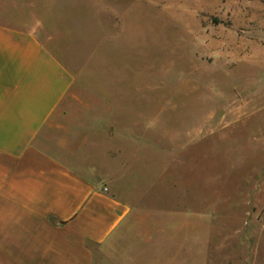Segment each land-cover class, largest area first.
Masks as SVG:
<instances>
[{"label": "rangeland", "instance_id": "374dc122", "mask_svg": "<svg viewBox=\"0 0 264 264\" xmlns=\"http://www.w3.org/2000/svg\"><path fill=\"white\" fill-rule=\"evenodd\" d=\"M1 5L2 23L45 25L68 67L129 105L147 143L115 172L135 186L116 189L156 211L136 264H264V0Z\"/></svg>", "mask_w": 264, "mask_h": 264}, {"label": "crops", "instance_id": "0c3cea01", "mask_svg": "<svg viewBox=\"0 0 264 264\" xmlns=\"http://www.w3.org/2000/svg\"><path fill=\"white\" fill-rule=\"evenodd\" d=\"M63 42L0 21V264H136L156 211L114 176L147 141Z\"/></svg>", "mask_w": 264, "mask_h": 264}]
</instances>
